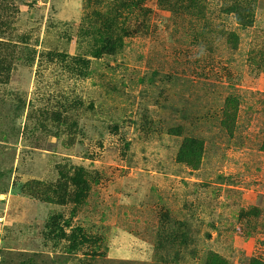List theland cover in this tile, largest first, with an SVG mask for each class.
<instances>
[{
    "label": "rangeland",
    "instance_id": "1",
    "mask_svg": "<svg viewBox=\"0 0 264 264\" xmlns=\"http://www.w3.org/2000/svg\"><path fill=\"white\" fill-rule=\"evenodd\" d=\"M164 3L0 0V264H264V0Z\"/></svg>",
    "mask_w": 264,
    "mask_h": 264
},
{
    "label": "trees",
    "instance_id": "2",
    "mask_svg": "<svg viewBox=\"0 0 264 264\" xmlns=\"http://www.w3.org/2000/svg\"><path fill=\"white\" fill-rule=\"evenodd\" d=\"M141 1V0H139ZM138 0H136V4L139 3ZM158 4L160 6H164V0H158ZM241 8V7H236ZM185 9H187L185 7ZM230 9V8H229ZM229 9L226 10V13H228ZM231 10V9H230ZM232 12V11H231ZM240 12L235 13L236 18L239 19ZM244 26V24L242 23ZM230 42L232 43V47L236 48L238 45V36L234 33L229 34ZM94 52L93 55L95 57L101 56V55H115L117 54L121 47L122 42L119 39H114L111 36H101L95 40L94 42ZM4 68L0 65V75L3 73ZM237 99H227L225 103V111H224V118L221 122L222 126L226 129V131L229 134L233 133V128L235 127L236 122V115H237ZM262 151L264 152V141L262 144ZM203 152H204V146L201 141H197L193 138H185L179 148V151L177 153V162L180 164H184L185 166L189 167L192 170L199 169L201 165V161L203 158ZM81 178H72V183H76V193H74V201L75 203H79L80 197L82 193L84 192L83 185L84 183H81ZM60 187L62 184H59ZM44 186V185H43ZM56 186H47L42 191H40L37 194V197L39 200H42L46 203L51 204H58V203H64L66 199L73 200L72 192L68 191V185L64 184V188L61 189ZM61 190V191H60ZM41 194V195H40ZM50 194L53 195V197L50 196ZM62 201V202H60ZM69 248L68 251H73L78 249V247H81V240L78 235H74L70 240H68ZM207 264H227L226 261L219 257L216 254H210L207 258ZM253 264H258L256 262H253Z\"/></svg>",
    "mask_w": 264,
    "mask_h": 264
}]
</instances>
